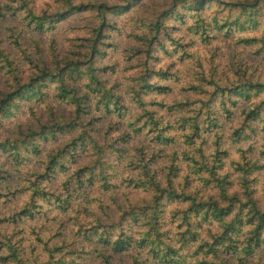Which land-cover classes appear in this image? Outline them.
<instances>
[{
	"label": "trees",
	"instance_id": "16d2710c",
	"mask_svg": "<svg viewBox=\"0 0 264 264\" xmlns=\"http://www.w3.org/2000/svg\"><path fill=\"white\" fill-rule=\"evenodd\" d=\"M16 1L20 3L17 5L18 9H24L22 19L26 21L25 32H35L40 35L54 29L60 21L76 13L91 10L99 13L102 22L98 29H94L93 42L72 59H58L53 50L51 59L45 57L38 40L32 41L35 47L34 54L37 56L33 58L29 53L24 52L15 38L14 43L33 69L24 81L19 77L18 66L14 65L13 61L7 58V54L0 49V60L5 64V73L10 75L8 82L10 84L7 85L10 86L9 90H0V119L9 117L19 100L34 98L41 101L44 97L51 98L49 93L51 85H54L53 98L57 102L70 105L73 114L72 119L68 121L52 116L51 123L41 124L36 130H28L22 139L0 140V150L11 155L16 163L24 160L27 162L31 155L38 157L41 150L37 142L56 139L58 134L69 135L76 131L68 141L57 143L48 151L46 159L41 161L42 169L39 171L33 169L29 172L23 188L11 189L7 185L5 190H0V197L4 201H8L17 193L28 192L18 208H14L7 215H0V224L8 222L14 225L11 229L12 234L0 233L2 237L0 244H3L6 250V254L0 259L9 261L10 264H88V260L93 264H146L148 259H140V255L144 254L146 258L152 256L160 264H246L257 251L264 252V208H260L257 200L250 196L246 201L241 202L237 193L230 194L228 191L229 180L226 174L221 178L215 175L216 166L222 165L218 154L225 152L217 150L214 163L209 166L202 148L192 146L191 142L185 141L189 148L181 150V158L187 162L190 173L197 177L191 178L186 174L183 180L188 182L198 180L201 185L186 191L184 188H177L173 183L180 174L175 164L178 158L176 148L166 150L168 145L175 143L174 136L167 133L172 123L159 113V108L168 110L177 108L178 111H183L191 103L174 102L165 106V102L146 100V98L153 93L162 94L171 89L169 84H161V81L172 80L175 72L171 73L169 68L155 70L144 58L138 74L133 77V84L129 88V100L126 103L122 94L103 76L104 67L99 68L95 65V55L101 53L96 40L102 35V26L110 25L104 23L106 13L123 14L140 0H124L123 4L113 5L104 2L74 3L73 0H54L61 5L60 9L54 12L48 9L36 12L28 1ZM211 2L222 7L221 11L225 10V14L220 19L215 15L210 22H205L202 17L198 18L200 22L196 19L195 33L204 34L210 27L230 30L232 26L244 27V23L256 25L258 18H262L260 39L253 38L246 41L255 40L264 44V0H171L170 7L162 10L156 20L148 24L147 33L142 32L140 35L132 36L145 44V52L149 54L153 42L160 44L157 35L160 32L168 34L164 26L165 16L175 13L178 6L188 8L193 16H201L202 11ZM3 7L10 12L14 9L8 4H0V23L5 16ZM178 12H176L178 16H184ZM169 39L179 45L173 38ZM208 85H213L211 92L198 85L187 88L198 94H209V97L206 100H198L200 106L187 110L191 112L188 117L180 116L182 113L178 112L174 120L177 127L190 129V132L182 135L188 141H192L193 137H200L201 128L219 127V113L212 105L217 95L221 105L219 111L223 110L227 114L229 110L226 103L235 105L238 100H248L264 93V81L247 80L233 85L208 82ZM130 101L140 111L134 122H128L129 125L136 124L135 128L130 130L100 128L101 122H104L107 115L116 114L118 117L125 115L130 108ZM263 104L264 98L251 105L248 110L242 109L239 114L240 124L235 131L239 138L248 136L242 132V128H249L252 133L256 131L253 121L258 120L264 124V112L260 115ZM48 107L52 109V104H48ZM93 112L102 114L95 116ZM93 120L96 121V127ZM90 125L92 128H89ZM120 125L121 123L117 122V126ZM142 128H146L145 134L150 136L149 144L143 140L140 143L133 141L132 132L136 133ZM262 152L264 153V150ZM83 157H88L89 163L83 160L77 165ZM112 157H116L117 161L110 162ZM127 158L129 160L126 163ZM158 159H163V164L161 162L158 164ZM117 165L120 168H129L131 171L136 170L134 177L129 176L126 177L127 179L124 177L119 182L124 183L125 188L144 190L147 192V199L142 204L132 205L129 210L122 211L117 221L113 222L109 219L107 223L89 209L88 203L95 197L92 193L93 189L99 192L117 190L116 185L110 180L118 173ZM236 167L241 172V180L244 184L247 182L246 176L252 173V168H260L247 162L237 163ZM7 173L0 169V181L7 179L9 175ZM58 175H62V178L60 185L55 189L50 183ZM254 179L253 177L251 181ZM201 186L209 187L211 191L213 190V194L217 190L215 197L223 200L224 203L226 201L227 204H220L219 199L216 200L210 193L206 195ZM98 201V199L94 200V202ZM169 202L188 203L187 208L181 211L186 228L180 232L179 238L175 241L168 236L170 231L165 217V208ZM44 205L49 210L57 211V214L64 213L59 219L60 227L66 226V229L70 227L65 238L72 235V240L67 244L64 240L60 244H54L52 236L60 235L62 231L59 230L44 242L42 236L46 234L43 226L39 225L34 230L35 225H32L28 227L29 232L31 230L30 233L41 245V250L44 253L46 251V257L40 254L34 257L27 251V248L32 250L34 246L26 245L23 226L15 229L27 220L33 221L38 208ZM244 208L245 212H243ZM207 219L218 222L219 226L214 232L208 230L206 234L200 236L194 226ZM171 221L173 222L172 219ZM134 225L137 226L135 229ZM18 234L21 235L15 240L13 237ZM240 236L243 238L240 239ZM50 241L52 244L49 246ZM116 257H118L117 262ZM255 263L263 264L261 257H258Z\"/></svg>",
	"mask_w": 264,
	"mask_h": 264
},
{
	"label": "rangeland",
	"instance_id": "374dc122",
	"mask_svg": "<svg viewBox=\"0 0 264 264\" xmlns=\"http://www.w3.org/2000/svg\"><path fill=\"white\" fill-rule=\"evenodd\" d=\"M30 6L36 12L48 9L50 12L57 11L61 7L59 3L54 0H26ZM171 0H140L127 12L123 14H117L115 12L106 13L104 19L105 24L102 26V35L96 40L98 50L101 51L98 55H95V65L99 68H103V76L107 78L109 84H113L118 92L122 94L123 100L127 103L129 100V88L133 84V77L136 76L141 68V65L145 60L149 62L151 66L157 69H167L171 73L175 72V76L170 81H161V84H169L171 89L162 94H151L147 96L146 100H155L165 102V106H169L174 102H189V106L185 107L183 111H178L177 108L168 110L166 108H159V113L165 116L171 123L172 127L167 132L169 135L174 136L175 143L168 145L166 150L170 151L173 147L177 150L176 165L179 168V177L174 180V185L177 188H184L188 191L195 186H200L201 182L184 181L183 178L186 174H189L191 178L197 176L190 173L188 164L181 158V150L188 149L189 145L185 143L191 142L192 146H200L205 155L207 163L212 165L214 163V155L217 150L221 152L218 156L222 160V165H217L214 169L215 175L219 178L225 176L229 180L228 191L230 194L237 193L241 202L246 201L247 197L255 198L260 208H264V124L258 120L253 121L252 124L256 127L255 132L249 131V128H242L244 134H248L247 138H239L235 131L240 124V112L244 108H248L254 103L260 102L264 98V93L259 96L252 97L248 100H238L235 105L226 103V107L229 113L225 114L223 110L219 111L220 98L218 95L213 102L215 111L219 113V127L218 128H201L199 131L200 137H193L192 141L186 140L182 135L190 132L189 128H179L175 123L177 113L181 112L180 116L188 117L191 110L194 107L200 106L198 100H206L209 94H198L192 90L187 89L191 85L202 86L203 89L211 92L213 85H208V82L217 83L220 85L228 84L233 85L236 83L250 81H264V44L262 42L246 41V39H260V32L262 29V18H258V24L244 23V27L232 26V29H213L208 28L206 33L200 34L194 32V24L196 19L204 18L205 22H210L211 18L215 15L220 19L225 14V10L219 7L215 2L202 11L201 16L192 14L188 8L179 7L175 9V13L171 16H165L164 26H166L168 34L160 32L157 38L160 40V44L153 42L149 54H147L146 46L143 42L137 40L132 35H140L142 32H148V24L156 20L157 15L164 9L169 8ZM231 1V0H224ZM74 3L78 2H104L108 5L123 4L124 0H73ZM0 4H8L10 8H14L10 12L5 7L4 20L0 23V49L4 51L9 60H12L14 65H17L20 69L19 77L21 81L27 79L33 72L32 65L26 61L14 43V39L17 38L18 43L21 44V48L24 52L29 53L33 58H36L35 47L32 45L33 40H38L41 52H44L45 57L51 59L52 50L57 54L58 59H72L75 55L83 52L88 44L93 42L95 37L94 29H98L101 24V16L96 10L84 11L76 13L62 21H60L54 29L49 30L43 34H37L35 32H25L26 21L22 19L24 9H18L17 5L20 3L16 0H0ZM179 11V12H178ZM182 13L184 16H178L176 13ZM217 13V14H216ZM177 14V15H176ZM199 21V19H198ZM197 21V22H198ZM200 22V21H199ZM176 40L171 41L169 38ZM156 48V49H154ZM4 62L0 60V90L8 91L10 86V75H7ZM168 82V83H167ZM54 85L49 86V93L51 98L44 97L41 101L31 98L29 100H19L13 107L12 114L9 117H3L0 119V140L3 139H22L25 132L30 129L36 130L41 124L51 123L52 116L60 118L62 121H68L72 119V107L65 103L57 102L54 98ZM128 88V89H127ZM123 101V102H124ZM48 104H52V109L48 107ZM130 108L122 117L116 116V114L107 115L104 122H101L100 128H135L137 125H129L128 122L135 121V117L140 113L137 106L130 101ZM52 110V111H51ZM204 110V109H203ZM264 104L260 115H263ZM95 116L102 114L100 112H93ZM135 113V114H134ZM95 124V120L92 121ZM107 122L110 124L108 125ZM117 122H120V127L117 126ZM127 123V124H126ZM141 121L139 122V124ZM99 126V125H98ZM89 128H92L90 125ZM146 128H142L138 132H132L133 141L141 142L143 140L149 144V135L145 134ZM76 131L71 132L69 135L58 134L56 139L47 141H41L38 143L40 153L38 157H32L24 160L21 163H16L11 155H8L6 151L0 150V169H3L7 173V179L0 181V190H5L9 185L12 188H23L26 184V179L29 176V172L35 169L39 171L42 169L43 164L41 161L46 159L48 151L57 143L68 141L71 136L75 135ZM185 143V144H184ZM83 160H87L88 157H83L81 161L77 163L80 165ZM116 160V157H112L110 162ZM128 158L126 163L128 162ZM117 161V160H116ZM163 164V159H158V164ZM255 164L260 166L259 169L252 168V173L246 176V184L242 183L241 172L236 167L237 163L243 164ZM219 164V163H216ZM118 173L114 174L115 177L111 182L116 185V191H104L99 192L95 189L92 190L93 201L88 203L89 209L94 212L95 215L101 217L102 221L112 220L117 221L120 219L121 212L127 211L132 205L142 204L147 199V192L142 189L125 188L124 183L120 184L122 178L132 176L136 173V170L131 171L129 168H120L117 165ZM255 178L251 181L252 178ZM62 175H58L50 183L52 188L60 185ZM240 178V182H239ZM164 184V182H162ZM245 185V186H244ZM201 189L207 193L212 194L216 200L218 197L217 190L213 194L209 187ZM28 194L27 191L17 193L15 196L9 198L8 201H4L0 197V215H7L12 212L14 208H18L22 200ZM98 199V202L94 200ZM220 204L226 205L227 202L221 199L218 200ZM188 203L169 202L165 208V217L167 219V227H169V235L173 241L177 240L180 236V232L184 231L186 226L182 221V210L187 208ZM121 206V208H119ZM103 210V212H102ZM246 209H243L245 212ZM69 212V211H67ZM55 210H49L47 206L38 208V213L33 221L27 220L23 225H19L17 228L23 226V234H25L26 245L32 244L34 248L27 251L35 256L39 254L46 257L45 253L41 250V245L35 240V236L31 235L29 228L32 225L34 230L40 226H43L45 236H42L44 242H47L49 238L57 231L61 230L60 235H53L52 240L54 244H60L62 240L66 244L72 240V235L65 238L69 233V226L60 227V216ZM231 216V215H230ZM90 220L92 217H89ZM227 217L226 220H228ZM173 220V222L171 221ZM202 220L194 226L198 229L200 236L206 234L208 230L214 232L215 228L219 226L218 222L210 220L208 222ZM109 223V222H107ZM13 224L3 222L0 224V233L12 234ZM60 227V228H59ZM134 229L137 226H133ZM21 234L14 236L15 240H18ZM243 236H240L242 239ZM2 237L0 236V241ZM31 242V243H30ZM52 242H49V246ZM6 254L5 247L0 244V257ZM38 254V255H37ZM33 257V258H34ZM140 259H148L146 264H160L152 256L146 258L144 254L140 255ZM258 257H261L264 264V252L257 251L256 254L248 260L246 264H256ZM32 258V259H33ZM126 257H124V260ZM118 257H116V262ZM235 261V260H234ZM231 261V263H234ZM128 263V261H126ZM0 264H10L9 261H3L0 259ZM88 264H93L88 260ZM141 264V263H139Z\"/></svg>",
	"mask_w": 264,
	"mask_h": 264
}]
</instances>
